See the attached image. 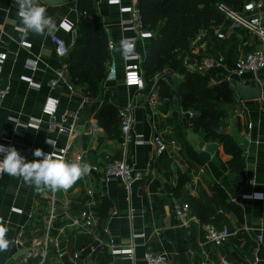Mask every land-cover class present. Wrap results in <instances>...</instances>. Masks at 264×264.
I'll return each mask as SVG.
<instances>
[{"label": "crops", "instance_id": "1", "mask_svg": "<svg viewBox=\"0 0 264 264\" xmlns=\"http://www.w3.org/2000/svg\"><path fill=\"white\" fill-rule=\"evenodd\" d=\"M40 3L55 18L54 32L71 46L79 20L78 0H40ZM96 6L102 25L117 38L118 8L99 0H96ZM17 12L15 2L0 0V51L7 52L0 82L9 86V93L0 105V139L9 137L16 145L31 144L35 149L47 151L50 146L46 139L57 137L59 147H63L66 138L49 133L46 126V101L55 96L60 99L59 115L79 111L77 128L82 135L71 139L69 160L80 159L102 169L109 160L125 158L136 171L145 175L128 193L121 181L107 182L100 171H93L78 180L66 194L61 193L63 202L72 199L74 206V203L80 205L81 199L85 204L89 199L87 191L94 189L92 198L96 201V210L101 199L107 198L111 208L104 226L108 227L116 244H128L132 232L144 235L136 240L134 262L106 253L104 255L110 260L103 264H146L144 253L147 250L165 252L168 264H222L224 259L231 264H264V100H242L234 87V82L241 79L233 73L237 59L251 51L264 49L260 39L244 28L226 27L224 40L208 36L205 51L199 47L193 49L196 56L204 52L214 62L204 74H208L213 82L228 80L234 89L236 99L227 108L223 130L231 134L244 150L245 175L240 178L231 172V156L225 153L222 142L207 141L204 131L193 129L192 120L199 115V110L187 109L182 104L180 74L167 71L166 79L172 87L169 98H160L158 88L152 93L148 84L143 90L128 87L124 81L122 57L117 51L114 55L119 63L118 78L115 81L104 79L99 96L91 98L80 108L83 94L87 95L83 87L74 85L77 92L70 91L64 79L59 80L55 89L48 86L50 80L58 77V71L65 63L57 55L51 35L30 34L21 38ZM64 20L69 27L60 26ZM148 47L149 40L139 43L138 50L145 53ZM30 60L38 61L35 71L28 67ZM245 77L242 80L258 79L264 90V69L256 76L249 73ZM26 78H32L35 85L32 86ZM103 103L115 107L118 114L120 108L131 105L135 133H142L146 139L161 135L175 144L162 155H156V148L151 143L132 142L124 149L122 139L112 137L98 122L97 115ZM11 116L23 122L30 117L41 118L44 123L40 129L18 127L9 118ZM95 122L99 129H94ZM181 180L184 181L182 193L177 196ZM213 184L223 187L230 199L240 205L241 220L234 213L216 207L210 189ZM50 193L49 190L37 192L21 179L6 173L0 178V225L7 228L6 238L10 241L9 248L0 251V264H21L35 235L33 231L42 229ZM256 193L263 198L244 197ZM189 196L203 199L213 217L220 221L222 229L231 232L223 244L216 246L205 242L199 219H190L186 225L181 223L175 212V203ZM54 235H58L57 229ZM259 235L262 239L258 238ZM74 248V238L69 234L68 255L62 260L63 264H102L99 261H74L71 257Z\"/></svg>", "mask_w": 264, "mask_h": 264}, {"label": "built area", "instance_id": "2", "mask_svg": "<svg viewBox=\"0 0 264 264\" xmlns=\"http://www.w3.org/2000/svg\"><path fill=\"white\" fill-rule=\"evenodd\" d=\"M14 2V0H11ZM114 5L118 8L120 19L118 22L119 35L115 38L106 27L109 37L108 49L112 55V60L108 66L105 81H115L119 76V63L115 58V53L119 51L121 54V62L124 70V81L128 87H135L137 90L145 89L147 83L143 73V63L146 53H141L138 50L139 43H146L153 36V32L146 28L143 21L140 5L142 0H99ZM40 2V0H39ZM218 8L224 13L228 25L220 27L216 31V38L224 40L226 38V27L244 28L250 34L257 36L264 44V0H250L245 5L242 11H236L226 4H219ZM60 26L69 27L67 21H62ZM109 32V33H108ZM209 33L201 30L193 40L194 47H199L205 51L206 41ZM55 51L57 55L63 59L68 55L70 46L66 40L58 33L51 34ZM27 44V43H25ZM7 58V52L0 51V77L3 72V63ZM221 61V59H220ZM187 68L204 73L205 69L214 65L213 60L206 54L195 56L186 60ZM28 67L35 71L38 68L37 60H30ZM264 69V49H257L249 52L243 57L237 59L234 68V75L237 79H244L249 73L254 76ZM64 79L70 91H76L77 88L70 81L66 71V65H62L58 71V77L49 81L48 86L55 89L59 84V80ZM33 86L35 83L32 78H26ZM230 82V81H229ZM150 86V91L153 93L157 89V80ZM9 93V86H4L0 82V105ZM83 101L80 108L85 102L91 98L83 94ZM261 99L264 100V90ZM60 99L55 96H50L45 105V112L48 114L46 121L47 130L49 133L64 136L66 143L63 147H59L56 138L46 139V143L50 149L44 151L50 153L55 151L57 154L64 155L69 159V154L72 150L71 139L80 137L82 132L78 130V112L68 113L67 111L58 114ZM191 114V113H190ZM120 117V132L122 137V145L127 148L128 144L135 142L138 144L151 143L156 148V155H162L169 150V146L175 144V141H166L161 135H156L152 139H146L142 133H135L132 130L134 118L132 115V106L127 105L119 109ZM18 127H32L40 129L44 121L41 118L30 117L28 121H20L19 118L9 117ZM94 129H99L97 122L93 123ZM0 144L5 146L13 145L19 150L21 155L29 161L33 159V150L35 147L31 144L16 145L9 137H1ZM178 150V149H177ZM92 171H100L102 177L107 182L121 181L128 193L135 182L141 181L144 178V173L136 171L134 166L126 161L125 158L112 159L107 161L105 166L100 169L98 166L91 165ZM90 172V173H91ZM4 174L0 175V178ZM254 183V181H251ZM69 190V189H68ZM66 191L52 192L48 199L47 214L44 219L42 229H36L33 232L30 245L21 260V264H63L62 260L68 255V237L71 234L75 241V248L71 252V257L74 261L89 262L98 261V258L108 253L111 256L119 255L124 259L135 261L136 240L144 235L142 233L132 232L130 242L120 246L115 243L110 235L107 226H100V216L95 209L96 201L92 198L94 189H89L86 203L81 208L73 206V200L67 199L63 202L61 193L66 194ZM244 197L263 198L261 194H249ZM129 199V196L126 197ZM175 212L181 223L184 225L190 219H198L194 216L186 203L177 201L175 203ZM57 229L58 235H54V230ZM206 231L205 242L213 243L216 246L223 244L231 235L227 228L219 229L214 224L204 226ZM37 231V234H36ZM84 236H89L90 239L82 241L79 239ZM262 239V235L258 236ZM146 264H168L169 258L165 252L147 250L144 253ZM203 264H206L204 262ZM222 264H231L230 261L224 259Z\"/></svg>", "mask_w": 264, "mask_h": 264}, {"label": "trees", "instance_id": "3", "mask_svg": "<svg viewBox=\"0 0 264 264\" xmlns=\"http://www.w3.org/2000/svg\"><path fill=\"white\" fill-rule=\"evenodd\" d=\"M250 0H142L140 9L144 25L153 32L143 63V73L148 85L157 80L160 98L172 96V87L166 79L167 71L177 72L182 76L179 82V93L185 108L199 110V115L192 120L194 130L206 133L207 141L219 140L224 151L231 156L230 170L237 177L244 178L245 155L243 148L229 133L224 132L223 122L227 108L234 103V89L228 80L213 82L208 74L198 73L186 67L185 62L195 57L193 40L201 30L216 39V31L229 23L218 8L223 3L236 11H242ZM79 20L75 29V38L69 48L64 62L70 81L84 88L90 98H97L100 84L106 78L112 55L108 49V34L100 20L96 0H78ZM99 124L114 138L122 139L120 117L115 107L103 103L97 115ZM184 181L181 180L176 190L177 196L182 193ZM212 198L217 208L234 213L242 219V208L232 201L223 187L213 184L210 187ZM181 201V200H180ZM85 200L81 199L83 207ZM181 202L186 203L191 213L196 216L204 231V226L214 224L222 229L218 219L213 217L212 210L206 202L189 196ZM82 205V206H81ZM100 226L104 227L111 208L107 198L97 205ZM82 236L79 242L89 240ZM110 257L102 255L98 261L106 263Z\"/></svg>", "mask_w": 264, "mask_h": 264}, {"label": "clouds", "instance_id": "4", "mask_svg": "<svg viewBox=\"0 0 264 264\" xmlns=\"http://www.w3.org/2000/svg\"><path fill=\"white\" fill-rule=\"evenodd\" d=\"M18 5L21 38L30 34L41 37L51 35L56 29L55 18L48 14L39 0H14ZM34 159L29 161L13 145L0 144V175L21 179L34 187L35 191H66L78 180L90 174L91 165L80 159H67L55 151L45 153L43 149L33 150ZM7 228L0 225V251L10 246L6 238Z\"/></svg>", "mask_w": 264, "mask_h": 264}, {"label": "water", "instance_id": "5", "mask_svg": "<svg viewBox=\"0 0 264 264\" xmlns=\"http://www.w3.org/2000/svg\"><path fill=\"white\" fill-rule=\"evenodd\" d=\"M49 1V0H44ZM236 92L242 100L260 99L263 95V86L256 78L236 80L234 82Z\"/></svg>", "mask_w": 264, "mask_h": 264}, {"label": "rangeland", "instance_id": "6", "mask_svg": "<svg viewBox=\"0 0 264 264\" xmlns=\"http://www.w3.org/2000/svg\"><path fill=\"white\" fill-rule=\"evenodd\" d=\"M235 87V86H234ZM236 89V88H235Z\"/></svg>", "mask_w": 264, "mask_h": 264}]
</instances>
